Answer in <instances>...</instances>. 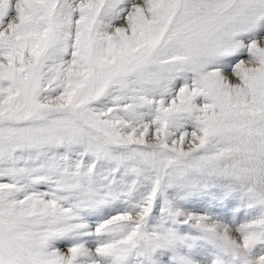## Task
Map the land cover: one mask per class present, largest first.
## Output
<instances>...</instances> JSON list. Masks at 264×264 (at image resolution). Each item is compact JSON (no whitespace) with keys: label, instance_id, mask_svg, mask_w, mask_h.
Returning <instances> with one entry per match:
<instances>
[{"label":"snow or ice","instance_id":"6c2138e0","mask_svg":"<svg viewBox=\"0 0 264 264\" xmlns=\"http://www.w3.org/2000/svg\"><path fill=\"white\" fill-rule=\"evenodd\" d=\"M0 264H264V0H0Z\"/></svg>","mask_w":264,"mask_h":264}]
</instances>
